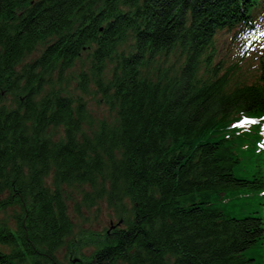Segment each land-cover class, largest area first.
Wrapping results in <instances>:
<instances>
[{"label": "trees", "instance_id": "trees-1", "mask_svg": "<svg viewBox=\"0 0 264 264\" xmlns=\"http://www.w3.org/2000/svg\"><path fill=\"white\" fill-rule=\"evenodd\" d=\"M256 10L0 0V264H63L70 187L87 207L131 203L81 264H264L247 254L264 248L261 136L233 126L264 116V50L251 77L214 61L217 33L254 31Z\"/></svg>", "mask_w": 264, "mask_h": 264}, {"label": "rangeland", "instance_id": "rangeland-1", "mask_svg": "<svg viewBox=\"0 0 264 264\" xmlns=\"http://www.w3.org/2000/svg\"><path fill=\"white\" fill-rule=\"evenodd\" d=\"M215 42L217 50L214 57L215 63L218 61H225L224 63H226L229 60L227 56L229 53H231L233 59L235 58L236 60L242 56V53L236 52L235 50L231 52V50L228 49L231 39L228 38L227 32H219L216 35ZM239 67H242V75L249 77L256 70V61L252 56L248 55L245 61L239 64ZM73 87L72 85V88ZM84 98L88 103L89 109L95 116L98 118H111L112 113L106 106L97 103L91 95ZM66 190L68 212L75 227L73 236L69 237L71 241L70 244H72L73 248L68 250L67 246H62L57 251V257L63 264H81L83 263L84 257L90 256L93 249H95L91 239L103 234L104 230L109 228L110 224L116 223L120 214L122 216L127 215L131 209V203L128 199L123 200V204L125 205V211L123 212L110 206L105 199L99 200L94 206L87 207L82 203L80 187H70L66 188ZM76 209H78V212ZM12 210L13 209H7L5 212H0L1 219L5 215H11L13 212ZM226 210L228 211L229 209ZM8 223L14 226L13 219H8ZM247 254L255 258L256 262L264 263V248L262 246L250 249Z\"/></svg>", "mask_w": 264, "mask_h": 264}, {"label": "snow or ice", "instance_id": "snow-or-ice-1", "mask_svg": "<svg viewBox=\"0 0 264 264\" xmlns=\"http://www.w3.org/2000/svg\"><path fill=\"white\" fill-rule=\"evenodd\" d=\"M253 121L245 119L244 121L241 122V125L252 123Z\"/></svg>", "mask_w": 264, "mask_h": 264}]
</instances>
